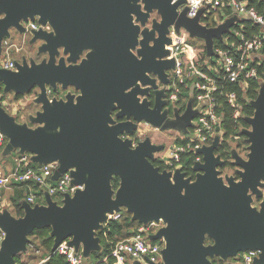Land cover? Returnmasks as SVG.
I'll return each instance as SVG.
<instances>
[{"label":"clouds","instance_id":"1","mask_svg":"<svg viewBox=\"0 0 264 264\" xmlns=\"http://www.w3.org/2000/svg\"><path fill=\"white\" fill-rule=\"evenodd\" d=\"M135 6L147 17L141 22L135 12L129 13L131 25L139 31L135 47H129L128 52L139 63L144 60L141 52L145 30L153 36L148 47L154 48L161 40V33L154 25H163L164 16L159 8L149 11L146 0H135ZM169 7H174L176 20L167 25L163 35L167 42L162 44V50L167 54L154 58L156 63L174 62L163 72L166 82L160 73L145 71L144 77L149 82L137 79L124 89V95H128L138 88L136 100L141 106L147 101L150 111L156 108L157 94L163 93L160 97L163 121L157 126L143 118H118L122 109L114 101V110L108 112L107 127L133 125L131 133L125 130L117 134V140L128 142L130 152L145 142L157 149L151 158L145 156V160L158 175L169 174L172 186L176 185L178 171L189 185L197 184L206 172L194 169L197 164L203 168L207 163L204 154L198 152L212 149L215 144L212 156L219 161L214 167L216 180L224 189H231L233 184L241 185L247 174L237 160L248 164L253 154L250 134H254L255 127L245 121L256 119L257 109L251 105L264 90V0H169ZM8 14L7 10H0V24L7 21ZM181 17L196 20L204 30H218L229 20H234V24L218 39L213 37L212 54H209L206 38L193 35L183 25L178 27ZM41 20V14L34 13L7 26L6 35H0V72L18 75L25 67L31 70L49 64L59 68L62 61L65 69L77 68L89 60L94 51L90 47L82 49L75 61L70 59L72 53L64 45L55 49V55L41 51L47 47L48 40L37 34L57 35L50 20L44 23ZM42 95L44 100L40 99ZM83 95L76 85L65 87L61 81L54 85L45 82L43 88L35 84L30 91L18 94L0 79V113L16 127L35 132L47 124L39 120L45 114V100L48 105L53 102L67 105L71 96L72 105L77 106ZM190 102L191 111L198 115L188 124L166 127L185 116ZM60 132L61 128L56 127L55 133ZM38 155L14 146L12 137L0 129V216L7 214L17 222L26 219L23 203L32 210L48 209L50 203L64 209L66 198L75 199L78 192L86 191V183H74L73 174L78 171L75 166L54 179L62 168L60 159L40 163L36 160ZM122 186V177L113 174L109 180L111 202L117 201ZM186 194L187 189H181L180 195ZM244 194L249 199L248 208L257 215L264 214V177L258 178L255 191L248 187ZM103 215L104 219L92 229L93 239L98 241L97 251L86 256L84 242L75 244L74 235H67L57 243L58 237L53 234L55 226L49 225L25 234L24 248L12 256V264H168L164 255L169 247L167 236L152 239L170 227L163 216L142 222L123 204L104 211ZM8 236L5 228L0 227V253L5 250ZM216 244L208 232L203 234L200 244L203 249L215 248ZM204 261L205 264H264V249L239 250L227 258L206 254Z\"/></svg>","mask_w":264,"mask_h":264},{"label":"water","instance_id":"2","mask_svg":"<svg viewBox=\"0 0 264 264\" xmlns=\"http://www.w3.org/2000/svg\"><path fill=\"white\" fill-rule=\"evenodd\" d=\"M146 5L149 11L153 7L159 8L164 23L154 25L161 33V40L154 48L148 47V41L153 36L145 30L141 52L144 60L138 63L128 52L129 47H135L139 31L131 25L129 13L135 12L141 22L147 17L135 6V0H0V10L9 13L7 21L0 24V35H6L9 24L39 13L41 23L50 20L57 31L55 37L43 32L37 34L48 40L47 47L41 51L48 50L55 55V49L64 45L66 51L72 53L70 59L75 61L82 49H94L89 60L77 68L65 69L62 61L59 68L49 64L34 66L31 70L25 67L18 75L0 72V79L18 94L30 91L35 84L43 88L45 82L54 85L56 81L63 82L65 87L74 84L83 90L84 95L77 106L72 105L71 96L67 105L62 102L48 105L45 100V114L39 116L40 121L47 122L44 129L32 132L16 127L3 113H0V129L12 137L14 146L37 152V162L60 159L62 168L54 179L67 168L75 166L78 171L73 174L76 176L74 183L87 184L84 193L78 192L75 199L66 198L64 209L50 203L48 209L37 207L32 210L23 203L21 207L26 210V219L17 222L7 214L0 216V227L9 233L5 250L0 253V264H12V256L24 248L26 233L49 225L55 226L53 234L58 237L57 243L67 235H74L77 245L83 241L87 256L98 250V241L93 239L92 229L104 219V211L121 204L127 205L135 212V218L142 222L161 216L169 222V229L152 237L155 240L160 235L167 236L169 247L164 255L168 264H205L206 254L227 258L239 250L264 249V214L257 215L250 210L249 199L244 194L248 187L255 191L258 178L264 177V90L258 101L252 104L257 109L256 119H246L255 127L254 134H250L253 141L251 162L245 164L237 160L247 174L241 185L233 184L231 189H224L216 180L214 167L219 161L212 156L215 144L212 149L198 152L204 154L207 163L203 168L197 164L194 169L206 172L205 176L199 177L197 184L189 185L178 171L176 185L172 186L169 174L158 175L145 160V156L151 158L152 152L157 149L145 142L135 152H130L128 142L117 140V134L125 130L131 133L133 125L107 127L108 112L114 110V101L122 109L118 118H143L157 126L164 119L160 115L163 93L157 94L153 111L149 110L147 101L139 105L136 100L140 92L138 88L124 95V89L135 84L137 79L149 82L144 77L145 71L160 73L162 81L166 82L163 72L174 63H156L154 59L157 55L167 54L162 50V44L167 42L163 40V35L167 25L176 20L174 7H169V0H146ZM233 23L234 20H229L218 30H204L196 20L181 17L178 27L183 25L193 35L206 38L209 54H212L213 37L218 39ZM40 99L44 100L43 95ZM195 115L190 102L185 116L166 127L188 124ZM58 126L61 132L55 133ZM113 174L123 180L116 202L109 199V180ZM181 189H187L185 196L180 195ZM205 232L216 239L215 248L205 250L200 246Z\"/></svg>","mask_w":264,"mask_h":264},{"label":"built area","instance_id":"3","mask_svg":"<svg viewBox=\"0 0 264 264\" xmlns=\"http://www.w3.org/2000/svg\"><path fill=\"white\" fill-rule=\"evenodd\" d=\"M233 24H234V23H233ZM233 24H232L231 26H233ZM231 26H230V27H231ZM262 51H264V49H262ZM211 75H215V73H212ZM187 82H188V81L185 80V83H187ZM184 95H187V93L185 92ZM197 115H198V114L196 113V115H195L193 118H195ZM197 121H199V118H197ZM55 183H56V182H53L54 185H55Z\"/></svg>","mask_w":264,"mask_h":264},{"label":"trees","instance_id":"4","mask_svg":"<svg viewBox=\"0 0 264 264\" xmlns=\"http://www.w3.org/2000/svg\"><path fill=\"white\" fill-rule=\"evenodd\" d=\"M212 74V73H211ZM251 107H252V105H251ZM246 122V121H245ZM245 127H247L246 125H245ZM46 228V227H45ZM41 229H43V228H41ZM93 259H95V257H93Z\"/></svg>","mask_w":264,"mask_h":264}]
</instances>
